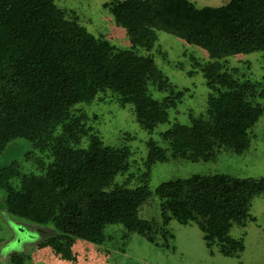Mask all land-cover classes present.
I'll return each mask as SVG.
<instances>
[{
  "label": "trees",
  "instance_id": "1",
  "mask_svg": "<svg viewBox=\"0 0 264 264\" xmlns=\"http://www.w3.org/2000/svg\"><path fill=\"white\" fill-rule=\"evenodd\" d=\"M106 6L127 30L130 48L95 35L56 0H0V154L10 141L25 138L33 148L27 153L50 159L37 157L40 173L22 171L19 160L0 167L2 210L53 226L45 243L66 258L76 239L102 243L112 223L159 244L158 234L174 236L167 228L172 219L197 223L206 244H217L225 255L242 251L243 240L230 230L247 219L252 197L264 191V177L216 173L163 181L156 188L163 220L157 226L139 215L152 195L148 172L135 187L114 182L129 170L131 148L105 144L73 108L111 91L122 106L132 104L145 130L168 121L169 108L185 90L176 89L151 55L163 30L207 50L211 59L199 66L213 91L205 113L160 133L165 144L148 140V167L170 158L214 159L223 147L244 152L264 113L253 99L264 97V82L236 77L226 60L264 51V0L201 7L192 0H112ZM151 84L170 94L154 97Z\"/></svg>",
  "mask_w": 264,
  "mask_h": 264
},
{
  "label": "rangeland",
  "instance_id": "2",
  "mask_svg": "<svg viewBox=\"0 0 264 264\" xmlns=\"http://www.w3.org/2000/svg\"><path fill=\"white\" fill-rule=\"evenodd\" d=\"M112 0H56L58 6L67 12L69 18H76L80 24L97 36H103L121 48L132 46L127 30L116 22L106 6ZM198 7L219 6L229 0H192ZM158 40L151 55L165 77L177 90H185L177 105L169 108V120L159 123L154 131L145 130L137 120L132 104H120L111 91L101 93L90 103L77 104L73 111L87 117L88 126L97 132L104 143L113 146L128 145L131 148L130 168L115 177V183H126L135 187L147 183L152 191L149 199L142 204L139 215L157 226H162L161 199L156 193L157 186L170 179L189 177L194 174L226 173L235 177H264V113L251 128L250 146L242 153L223 147L214 159L192 161L170 158L158 161L151 168L147 165L148 140L153 138L165 144L161 132L175 122L190 123V116L206 112L209 94L213 91L199 64L210 60L204 48L186 40L158 30ZM141 53H146L142 48ZM226 67L238 72L236 77L244 80L264 82V51L230 56ZM150 92L160 100L170 93L160 91L151 84ZM102 97V99H101ZM264 105V97L253 98ZM89 140L84 137L81 145ZM30 142L25 138L10 141L0 154V167L14 160L20 161V169L26 173H40L37 157L48 161V156L31 151ZM18 180L13 183L17 185ZM4 191L0 189L2 202ZM173 237L165 239L157 235L159 244L146 237L130 232L122 224H108L105 240L98 244L76 239L72 246V257L66 258L53 246L45 243L53 232L51 225H39L23 219L0 206V264H263L264 263V191L251 199L249 214L243 223L234 222L230 233L244 242V249L234 255H225L217 244L211 248L203 238V232L195 222L183 224L172 219L167 226ZM167 240V241H165ZM17 252L12 259L8 253ZM13 255V254H12Z\"/></svg>",
  "mask_w": 264,
  "mask_h": 264
},
{
  "label": "flooded vegetation",
  "instance_id": "3",
  "mask_svg": "<svg viewBox=\"0 0 264 264\" xmlns=\"http://www.w3.org/2000/svg\"><path fill=\"white\" fill-rule=\"evenodd\" d=\"M15 253H17V252H10V253H8V255H9L10 257L12 256L11 258H14V254H15ZM12 254H13V255H12Z\"/></svg>",
  "mask_w": 264,
  "mask_h": 264
}]
</instances>
